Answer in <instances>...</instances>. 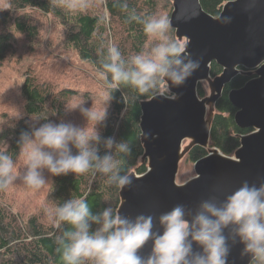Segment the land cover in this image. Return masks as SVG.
Listing matches in <instances>:
<instances>
[{
	"label": "trees",
	"instance_id": "trees-1",
	"mask_svg": "<svg viewBox=\"0 0 264 264\" xmlns=\"http://www.w3.org/2000/svg\"><path fill=\"white\" fill-rule=\"evenodd\" d=\"M229 1L234 0H200L203 9L214 17L220 16ZM124 3L127 10L122 8ZM173 9L170 0L0 1V76L10 62L25 64V69L19 71L22 82L18 85V108L10 110L0 125V148H6L17 160L18 166L25 157L20 154L23 133H31L48 122H72L69 121L72 110H66V105L73 107L75 100L86 99L97 107L98 103L89 99L88 92L58 82L61 77L71 76L78 70L76 77L93 78L100 84L102 92L98 96L102 102L98 108L103 112L105 107L107 109L105 120L96 126L102 140L114 137L117 141L129 142L131 154L121 160V168L129 175L147 173L149 164L142 161L145 155L141 129L142 103L153 97L140 95L130 86L122 85L121 89L112 92V99L107 101L109 90L99 72L110 43L120 49L125 59L149 50L155 43L153 38L145 35L142 24L131 19L133 15L140 18L164 15L171 20ZM49 18L63 29V48L75 55V62L56 61L49 65L42 61L45 53L33 47L42 40L41 33L48 25ZM169 36L178 40L172 27ZM240 69L243 73L225 86L222 97L213 105L215 112L210 121V149H218L228 157H234L241 147L242 137L255 130L237 125V108L229 99L230 91L242 88L257 77L255 74L247 75L250 71L243 67ZM223 70L214 61L211 64V78L222 75ZM163 90L164 85L161 93ZM124 94L130 98L128 106L123 102ZM198 94L200 98L207 96L202 84L198 87ZM105 151L101 143L99 154L103 156ZM72 153L77 154L74 147ZM209 153L210 150L195 145L187 152L186 162L195 165ZM10 188L0 190V264H64L56 237L62 234L63 228L70 226H57L48 219L45 209L53 207V202L60 204L73 196L83 197L93 213L110 206L114 211H119L122 203L121 189L99 174L94 177L91 173L78 176L71 172L60 176L50 173L49 186L42 198L23 194L21 188ZM21 199L25 200L20 202Z\"/></svg>",
	"mask_w": 264,
	"mask_h": 264
},
{
	"label": "clouds",
	"instance_id": "clouds-1",
	"mask_svg": "<svg viewBox=\"0 0 264 264\" xmlns=\"http://www.w3.org/2000/svg\"><path fill=\"white\" fill-rule=\"evenodd\" d=\"M122 8L127 10V4ZM131 19L142 24L145 35L155 43L127 59L115 44L108 45L99 72L109 90L107 101L122 85L155 98L165 83L170 88L182 87L200 67L185 45L169 36L167 16L133 15ZM167 98L177 97L171 94ZM123 102L130 103L125 94ZM77 108L86 127L48 122L21 135L20 154L26 157V164L19 175L17 160L0 148V190L9 189L18 178L28 188L41 190L49 185L45 169L53 176L99 174L119 189L132 183L121 168V160L131 154L130 143L114 137L102 140L97 131L96 126L106 118V107L101 114L94 107H85L83 100L75 107L66 105L68 111ZM101 143L106 150L103 156L99 154ZM53 204L45 209L48 219L57 226H70L56 237L64 264H228L236 244L242 245L240 255L248 258V264H264V182L244 181L223 200L209 196L195 207L177 204L158 217L140 214L131 218L111 206L93 213L83 197ZM150 241L151 252L141 255Z\"/></svg>",
	"mask_w": 264,
	"mask_h": 264
},
{
	"label": "water",
	"instance_id": "water-1",
	"mask_svg": "<svg viewBox=\"0 0 264 264\" xmlns=\"http://www.w3.org/2000/svg\"><path fill=\"white\" fill-rule=\"evenodd\" d=\"M170 1L174 8L171 27L179 38L188 40L186 50L200 61V67L182 87L169 89L176 99L161 94L142 103L145 159H154L149 160L147 173H132V183L121 189L118 212L131 218L140 214L158 217L177 204L195 207L209 196L223 200L244 181L264 182V0L229 1L218 17L207 13L200 0ZM214 61L223 73L214 79V96L200 98L198 87L211 78ZM241 67L257 77L230 91L229 99L237 108V125L255 130L243 136L235 156L228 157L210 149L208 105H215L225 86L243 73ZM188 137L195 138L193 146L210 149V153L195 163L196 176L179 185L178 149ZM151 247L150 241L141 255L147 256ZM241 249L240 244L232 247L228 264H248V258H241Z\"/></svg>",
	"mask_w": 264,
	"mask_h": 264
},
{
	"label": "rangeland",
	"instance_id": "rangeland-1",
	"mask_svg": "<svg viewBox=\"0 0 264 264\" xmlns=\"http://www.w3.org/2000/svg\"><path fill=\"white\" fill-rule=\"evenodd\" d=\"M0 1H4V0H0ZM51 20L52 19L49 18L48 25H46V28L41 33L42 40H40L38 44L36 43V45H34L33 47H35V49L37 48L38 51L45 53V55H43L42 57V61L48 62L49 65H53L56 61L61 62V63L63 61L64 62H70V61L75 62L77 60L75 55L73 53L68 52L66 49L63 48V45H62V39L64 35L63 29L57 26ZM178 40L181 41L185 45V47H187L188 45L187 39H181L178 37ZM24 65L25 64L17 65L15 62H10L1 71V76H0V125L3 123V120H5L4 117L7 116L10 110H16L18 108V105H19L18 85L22 82V77L19 76V71H22L23 69H25ZM76 73H78V70H75V72H73V75L71 76L67 75L68 77H61L58 82H61L62 84H65V85L70 84L76 87H80L84 93L88 92L89 99L92 100L93 103L96 101L99 106V103L102 102L101 100H99V96H98L102 92L99 82L89 77H84V78L76 77L77 76ZM201 84L206 91V95H207L206 98L210 99L212 96H214L215 94L214 79L212 78L207 79L203 81ZM169 89L170 88L168 87V85L165 84L164 90L161 94L165 93V95L169 96L170 95ZM75 102L76 103L73 105V107H75L81 101L77 102L75 100ZM84 106L87 108L94 107L91 105L90 101L86 99L84 100ZM98 106L94 107V110L97 113L102 114L103 109L98 108ZM208 107L209 109H208L207 119L208 121H210L212 115L215 112V108L212 104L208 105ZM69 121H72L70 123L76 126L87 125L86 119L82 116L78 108L72 110L71 118ZM194 143L195 141L193 142L186 141L184 144L185 150L183 151L181 155V161L179 164V170L177 174V183L179 185L185 184L186 182L190 181L196 176L195 168H194L195 165H192L189 162H186L187 152L194 145ZM145 151H146V148H145ZM145 156H146V153L142 161L145 160L149 164L150 159L148 158L145 159ZM25 164H26V157H24L21 163L17 166V175L20 174L19 170L23 169ZM43 171H44V176L46 180L49 182L50 173H48L46 169ZM18 183L20 184L16 185ZM11 187L21 188L23 194H30L32 197H35V198H36V195L38 198L44 197L46 194L45 190L48 189L46 187L41 190L30 189L22 183V179L20 178H18L16 183ZM23 200L25 199H21L20 202Z\"/></svg>",
	"mask_w": 264,
	"mask_h": 264
},
{
	"label": "bare ground",
	"instance_id": "bare-ground-1",
	"mask_svg": "<svg viewBox=\"0 0 264 264\" xmlns=\"http://www.w3.org/2000/svg\"><path fill=\"white\" fill-rule=\"evenodd\" d=\"M170 88V87H169ZM162 95H165V93L164 94H162ZM167 96V95H166ZM178 102H181V101H183V99H178L177 100ZM208 109H209V107H208ZM186 141H189V142H193V141H195V138L194 137H188V138H186L181 144H180V146H179V149H178V153H179V155L181 156L182 155V153H183V151L185 150V142ZM153 157H151L150 158V162H152L153 161Z\"/></svg>",
	"mask_w": 264,
	"mask_h": 264
}]
</instances>
